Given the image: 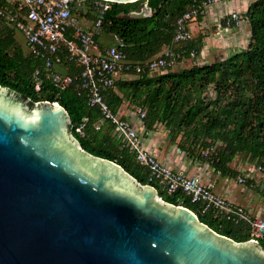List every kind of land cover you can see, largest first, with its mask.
<instances>
[{"label":"trees","instance_id":"16d2710c","mask_svg":"<svg viewBox=\"0 0 264 264\" xmlns=\"http://www.w3.org/2000/svg\"><path fill=\"white\" fill-rule=\"evenodd\" d=\"M207 0H141L129 4L96 6L99 0H86L73 10L80 20L92 22L97 40L102 34L116 39L112 46L127 53L129 59L142 66V71L127 73L132 80L118 81L115 88L104 91V97L112 112L119 114L127 101L135 109L147 111L143 120L146 128L163 125L172 139L181 138L180 145L192 157L208 162L222 176L237 178L240 171L232 163L243 155L249 164L264 167V0H255L243 22L250 26L251 37L247 48L225 60L209 65H196L180 71L151 73L146 63L162 56L166 49L187 59L198 57L203 39L175 42L177 22L189 10L200 8L197 21L205 13ZM18 1L0 0V6L9 10ZM152 15L145 18L131 17L145 4ZM206 12V11H205ZM98 21L102 24L94 27ZM196 21V22H197ZM225 24V21H223ZM14 26L0 18V86L15 93L30 106L49 101L58 103L68 111L72 124L70 132L87 153L112 161L124 168L143 186H153L166 203L183 206L194 211L201 223L219 235L235 242L251 240L250 225L235 223L214 208L206 209L202 203H193L182 190L170 194L159 181L152 179L150 170L141 165L136 153L117 134V127L104 120L99 107H92L87 93L73 85L61 90L45 77L44 60L32 54L29 45L17 39ZM61 72L77 74L80 69L70 61L66 51ZM180 59V60H181ZM42 72L40 91L36 90L35 72ZM63 72V71H62ZM83 127L84 136L77 132ZM214 148L207 157L204 152ZM258 191L264 196V189ZM264 250V239L259 241Z\"/></svg>","mask_w":264,"mask_h":264},{"label":"water","instance_id":"95a60500","mask_svg":"<svg viewBox=\"0 0 264 264\" xmlns=\"http://www.w3.org/2000/svg\"><path fill=\"white\" fill-rule=\"evenodd\" d=\"M151 15L146 3L131 17ZM71 124L60 104L0 86V264H264L259 243L219 235L84 151Z\"/></svg>","mask_w":264,"mask_h":264},{"label":"built area","instance_id":"2783aa9c","mask_svg":"<svg viewBox=\"0 0 264 264\" xmlns=\"http://www.w3.org/2000/svg\"><path fill=\"white\" fill-rule=\"evenodd\" d=\"M18 5L12 10L0 6V18L5 20L23 34L32 54L41 57L45 65V77L55 87L65 90L73 85L87 93L92 107H99L104 120H110L117 127V134L122 137L127 146L136 153L138 162L150 170L152 179L164 185L168 193L182 190L191 197L193 203H202L206 209L214 208L220 214L235 223L246 222L250 225V242L259 243L264 239V217H256L243 206L237 205L213 191L211 185L204 184L197 176H187L161 163L153 154L142 148L143 138L131 121L122 119L110 109L104 97V91L115 88L121 75L142 71V66L131 61L123 50L115 46H102L93 32L85 29L81 20L74 15L73 10L81 7L86 0H17ZM230 0H207L203 10ZM96 6L105 10L108 5L102 1ZM200 8L194 7L185 13L177 22L175 42L184 43L194 38V24L200 14ZM205 11L203 13H205ZM224 25H219L218 32L226 33L233 27L243 24L242 15L233 13L225 19ZM102 24H95L97 29ZM226 31V32H225ZM61 50L66 51L70 61L80 69L77 74L62 73L57 67L62 66ZM180 55L166 49L162 56L146 63L151 73H166L173 70ZM36 90L40 91L42 72H35ZM137 117L144 120L147 111L138 108ZM77 132L84 136L83 127ZM214 148L204 152L207 157ZM261 181L264 186V167L254 164L241 172L237 182L245 185L248 181Z\"/></svg>","mask_w":264,"mask_h":264},{"label":"crops","instance_id":"0c3cea01","mask_svg":"<svg viewBox=\"0 0 264 264\" xmlns=\"http://www.w3.org/2000/svg\"><path fill=\"white\" fill-rule=\"evenodd\" d=\"M11 3L15 0H9ZM255 0H230L219 5L208 8L205 15L200 21L195 22L193 33L197 31V36L203 39V47L198 57L181 59L177 63V69H190L196 65H209L222 61L233 55L234 53L247 48L251 37L250 26L247 22H243L240 27H233L229 31L218 32L219 25L224 19L233 13L245 15L250 5ZM85 29H92V22L81 20ZM221 25H224L223 23ZM211 27L213 35L207 37L208 30L204 27ZM204 30V31H203ZM196 36V35H195ZM116 39L106 35L101 36L100 42L102 46H112L107 41ZM27 44V43H26ZM27 46V45H26ZM188 62V64H187ZM62 68V67H57ZM63 71V72H62ZM64 72V68L62 69ZM132 80L128 75H121L118 81ZM122 119L131 121L137 128L139 134L143 138L142 148L153 154L161 163L171 169L181 172L187 176H197L206 185H211L214 192L229 201L243 206L252 212L256 217H264V196L258 194V184L260 189H264L261 181H248L245 185H240L237 178L222 176L208 162L201 161L196 157H192L188 152L182 149L181 138L172 139L170 133L163 125H156L153 129L146 128L142 120L137 117V109L131 106L127 101L124 102L118 114ZM240 174L239 176L241 175ZM248 185H250L248 187ZM245 186V187H244ZM247 186V187H246ZM252 187L253 189H251ZM256 189V190H255ZM257 193V194H255Z\"/></svg>","mask_w":264,"mask_h":264},{"label":"rangeland","instance_id":"374dc122","mask_svg":"<svg viewBox=\"0 0 264 264\" xmlns=\"http://www.w3.org/2000/svg\"><path fill=\"white\" fill-rule=\"evenodd\" d=\"M204 28H207V30H208V33H210V34H207L208 36L207 37H209L210 35H213V31H212V29H211V27H204ZM204 31V30H203ZM196 35V36H195ZM16 36H17V39H18V41L23 45L24 44V46H26L27 44H26V40H25V37L23 36V34L22 33H20V32H17V34H16ZM194 37L196 38V37H198L197 36V31L194 33ZM114 42H115V40L113 41L112 39H109V41H107V44H114ZM187 64H188V62H187ZM179 66V65H178ZM177 66V67H178ZM177 67H175V69H177ZM232 166H233V168H235V169H237L238 171H244L248 166H249V163H248V159L247 158H245L243 155H240V156H237L236 158H235V160H234V162L232 163ZM250 185H248V187H249ZM258 186H259V184H258ZM245 187V186H244ZM247 187V186H246ZM251 189H253L252 187H250ZM256 190V189H255ZM260 192H258V194H259ZM255 194H257V193H255Z\"/></svg>","mask_w":264,"mask_h":264}]
</instances>
